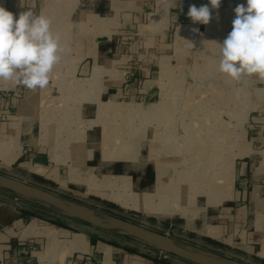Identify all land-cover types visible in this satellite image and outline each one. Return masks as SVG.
I'll return each instance as SVG.
<instances>
[{
	"label": "rangeland",
	"instance_id": "obj_1",
	"mask_svg": "<svg viewBox=\"0 0 264 264\" xmlns=\"http://www.w3.org/2000/svg\"><path fill=\"white\" fill-rule=\"evenodd\" d=\"M64 1L49 0L43 14L49 16L55 11L50 17L52 30L62 34L71 51L64 55L61 63L54 68L50 76V85L48 84L40 95L34 96L31 107L36 120V123L32 121L34 124L31 129L36 125V132L41 136L40 140L48 141V149L52 144L54 145L51 149L53 158L51 164H57L58 167L54 169L56 172L52 171V168L49 171L29 168L40 171L55 181L51 179L42 181L37 179V176L33 177L29 169L21 167L23 165L20 163L11 165L17 159L14 141L8 144L0 140V172L42 186L104 213L142 224L167 234L184 245L248 264H264L262 259L255 256L257 250L241 241L238 233H233L235 235L229 241V245H224L216 240L215 243L209 241L202 232L204 214L208 206V208H221L236 202L234 198L240 183L238 169L244 161L248 164V168L251 167L252 136L259 129L253 121V111L257 109L258 104L256 90L258 87L262 88L263 83H258L254 77H245L240 82H232L217 70L219 47L215 45L226 38L227 20L230 21L235 16L236 0H232L229 5L232 8V15L228 17L227 10H222L226 6L221 1L219 9L213 11L212 19L207 25L196 23L198 31L191 29L179 37L180 28L173 27L168 30L166 37L174 44L168 52L162 54V51L150 46L152 40L148 41L147 46L144 43L142 45L141 41L146 40L147 35L150 39H155L156 35L158 39L161 38L163 28L160 18L164 17L167 8L162 6L163 14L159 16L158 4L162 0H142L145 3L143 8L149 12V24L146 25L143 16L142 21L133 23V29L119 31L114 36L116 43L120 44L117 50L107 58L106 62H100L102 63L100 65L109 62L112 71L107 73V68L100 66L94 74H103V76L97 78L96 75L87 80L84 79L90 77L93 71L89 75L80 76L77 75L80 73H77L76 69L83 57L79 55L82 52V41L84 42L88 37H84L85 33L76 31L75 23L71 21L70 15L67 16L69 7L63 5ZM87 1L79 0L78 5L86 6ZM163 1L169 2L170 6L173 3L172 0ZM117 2L120 5L126 4L127 7L124 8L130 11V8L137 6L139 0H117ZM187 2H193L195 6L200 7L208 4L209 0H182V4ZM156 22L159 25H156ZM203 41L204 43L201 44ZM93 50L95 49L84 50L82 54L86 52L91 54ZM142 50L144 56L141 59L134 56L130 58V54L136 52L138 54ZM161 55L165 56L161 57ZM145 62H151L152 65L150 75L146 78L141 74ZM132 77L138 78L136 91L141 89L143 81L148 79L150 81L145 87L155 84L157 86L155 94L145 97L144 92L137 91L116 97L106 93L108 87H123L125 81ZM82 80L84 88H79L78 85ZM262 92L264 95V90ZM97 98L99 101H96ZM112 104L121 105L126 112L119 110L120 112L111 114L109 110ZM205 116L210 118L211 125L203 126ZM4 118L0 116L1 121H4ZM52 135L61 144L60 151H58L59 144L53 142ZM0 136L2 137L1 133ZM12 137L16 136L10 135L7 140L11 141ZM93 146L97 149L101 146V155L105 161L127 160L129 157L134 163L127 168L135 172L139 171L146 160L152 163L156 172L157 162H165L167 173L171 175L162 176L161 179H166L167 183H170L176 178V187L180 184L178 181L180 175L181 178L183 177V182L189 180V185L195 181L198 166L205 163L206 155L212 158L220 156V161L224 164L220 174L223 175L221 177L225 180V186L222 184L218 193L207 200L201 192L194 191L193 184L189 190L185 189L189 196L192 194L194 197V202L187 205V208L181 205L183 198L179 200L177 196L175 202L165 201L174 204V214L151 212L145 208V202L142 200L146 193L153 195L157 192L156 185L138 190L133 187L128 175L103 174L108 172L89 167L85 161L92 155V151L88 148ZM3 150L5 155L2 153ZM7 161L10 162L6 164ZM72 162L74 163L70 166ZM59 170L61 174L58 173ZM113 192L122 195L121 201L110 199ZM166 192L160 197L154 195L150 202L158 204L161 199L167 200L166 196L172 191ZM0 198L8 204L17 206L19 210L30 212L33 218L73 231H86L102 241L126 249L130 248L134 253L151 260L156 261L158 258L167 262H159L161 264H192L131 237L97 229L84 222L58 215L21 197L0 191ZM1 215L5 218L8 211H3ZM219 230L220 233L221 228Z\"/></svg>",
	"mask_w": 264,
	"mask_h": 264
},
{
	"label": "crops",
	"instance_id": "obj_2",
	"mask_svg": "<svg viewBox=\"0 0 264 264\" xmlns=\"http://www.w3.org/2000/svg\"><path fill=\"white\" fill-rule=\"evenodd\" d=\"M57 1V0H56ZM173 3L170 6L169 2H159L158 15L160 16L163 10L162 6H166L164 17L160 18L161 38L156 40L148 37L146 40L142 39V45L152 40L151 47L157 48L162 53L168 52V49L174 44L171 39L166 35L168 30L175 27L180 28L178 36L186 34V32L195 30L196 23H193L187 16V12L191 5H195L193 2L183 3L179 9V2L172 0ZM225 3L227 10V16L232 15V8L229 7L232 0H221ZM49 0H0V6H3L6 10L12 12L14 17H18V14L22 11L31 10L36 14L43 13L46 10ZM79 0H65L63 5L69 7L67 16L70 15L71 21L74 22L76 31L88 34L87 40L82 41V52L84 50L89 51L95 49L90 54H79L80 61L77 64V75L86 76L93 71L90 77L85 78L87 80L97 75V78H101L103 74H94L100 66L107 68L108 72L112 71L111 64L108 62L106 65H100V62H106L110 55H113L120 44L116 43L114 36L124 29H133L134 22L138 23L142 21L143 16L149 24V12L143 8L142 0L136 3L137 6L130 8V11L126 10V4L117 2V0H88L86 6L78 5ZM222 3V5H224ZM49 4V3H48ZM235 4H246V0H236ZM65 6V5H64ZM210 6V5H209ZM61 7V6H60ZM229 7V8H228ZM51 9V8H50ZM128 11V12H127ZM214 10H212L213 13ZM55 13V11L53 12ZM53 13H50L49 17ZM124 17V18H123ZM124 19V20H123ZM156 19V18H155ZM232 18L227 20L226 36L232 30ZM122 21L123 24H122ZM151 24V23H150ZM159 25L158 22L155 23ZM129 27V28H128ZM88 30V32H86ZM155 40V41H154ZM221 40L220 43L223 42ZM202 41V40H201ZM127 42L128 41H124ZM124 42H122L124 44ZM175 42V41H174ZM204 41L201 43L203 44ZM208 45V44H205ZM125 46V44H124ZM219 47V45H215ZM126 47V46H125ZM211 47V45L209 46ZM207 48V47H205ZM126 49V48H125ZM154 49L152 50V52ZM142 52L130 54L131 56L141 59L144 56ZM127 55V54H125ZM165 56V55H161ZM129 59V58H128ZM95 64H97L95 66ZM95 66V67H94ZM151 62H145L141 74L146 78L151 72ZM94 69V70H93ZM97 69V70H96ZM132 74V73H130ZM134 74V73H133ZM140 74V73H137ZM150 81L145 79L143 81L141 89L146 96H152L155 94L157 86L151 84L146 86V83ZM85 82V81H84ZM123 87L120 88H107L106 93L110 96L119 97L121 95H127L135 93L136 83L138 78L132 77ZM154 82V81H152ZM260 83V82H258ZM50 85V82H49ZM83 80L78 85L79 88H84ZM134 85V86H133ZM144 86V87H143ZM144 88V89H143ZM263 87L257 88V109L253 111V121L258 126V131L253 133L252 136V163L251 167H247V163L244 161L239 166V180L240 183L237 186L235 201L233 204L225 205L221 208H208L204 214L203 228L206 225L212 227V234L206 237L219 241L224 245H229V241L234 238L233 233H238V237L241 241L250 244L251 247L256 249L255 256L264 261V254L262 250L264 248V95ZM43 89L29 90L23 86L12 85L10 83H0V116H3V120L0 119V140L4 142L14 141V146L17 151V158L11 165L20 163L28 168L32 173V176H39L44 179L54 180L53 178L40 173V171L30 170L29 167L37 168L43 171H52L58 167L57 164L52 165L53 162L51 149L54 146L53 142L59 144V141L52 135L51 148L48 149V141H41L36 132V125L34 129L31 126L36 123L35 115L32 111V102L34 96L40 95ZM95 101V100H94ZM96 101H99L98 98ZM103 102V101H101ZM110 102V101H109ZM160 108V106H159ZM32 121H35L34 123ZM91 128V127H90ZM51 134V131L49 132ZM53 134V132H52ZM10 135H15L13 139L7 140ZM54 136V137H53ZM15 138H18L17 140ZM14 146H12L14 151ZM86 146V142H85ZM11 147V145H10ZM61 144H59V150ZM92 151L90 158L86 159V163L89 167L94 169L100 168L112 175H128L131 179V184L135 189L142 190L148 189L156 182L157 172L154 170V181L150 187L140 188L139 184L143 179L146 168L151 165L150 161L144 162L138 171L141 175L134 177L127 167L134 163L129 157L127 160H110L105 161L101 155V146L88 148ZM83 150V149H82ZM2 153L5 155V151ZM99 154V155H98ZM7 155V153H6ZM10 156V154L8 155ZM14 158V159H15ZM74 162L70 164L73 165ZM54 166V167H51ZM69 166V167H70ZM121 167L124 173L115 174L111 172V168ZM153 167V166H152ZM69 168V172H70ZM250 171V173H249ZM56 172V171H55ZM137 172V171H136ZM61 174V171L58 172ZM55 181V180H54ZM31 182V181H30ZM131 185V189H132ZM251 188V191H250ZM133 190V189H132ZM134 191V190H133ZM136 192V191H135ZM3 211H8V215L3 218L1 215ZM218 222V224H216ZM221 232L219 233V229ZM214 234V235H213ZM29 245H33L34 249L29 251ZM214 245V244H213ZM0 264H161L157 261L151 260L138 253L129 251L126 248L115 246L112 243L102 241L94 236H91L88 232L73 231L68 228L60 227L48 222L42 221L38 218H33L30 215L23 214L17 206L8 204L3 198H0Z\"/></svg>",
	"mask_w": 264,
	"mask_h": 264
},
{
	"label": "clouds",
	"instance_id": "obj_3",
	"mask_svg": "<svg viewBox=\"0 0 264 264\" xmlns=\"http://www.w3.org/2000/svg\"><path fill=\"white\" fill-rule=\"evenodd\" d=\"M181 4L179 0L182 11ZM220 4L221 0H209L200 7L191 5L187 16L193 23L207 25L212 10H218ZM234 13L232 30L218 43L217 70L232 82L254 77L264 83V0H246ZM70 51L62 34L52 30L49 16L28 10L14 17L0 6V83L44 89L54 68Z\"/></svg>",
	"mask_w": 264,
	"mask_h": 264
},
{
	"label": "water",
	"instance_id": "obj_4",
	"mask_svg": "<svg viewBox=\"0 0 264 264\" xmlns=\"http://www.w3.org/2000/svg\"><path fill=\"white\" fill-rule=\"evenodd\" d=\"M0 190L50 211L94 228L131 237L165 254L174 255L192 264H248L216 253L179 243L167 234L125 218L104 213L63 197L47 188L0 172Z\"/></svg>",
	"mask_w": 264,
	"mask_h": 264
},
{
	"label": "bare ground",
	"instance_id": "obj_5",
	"mask_svg": "<svg viewBox=\"0 0 264 264\" xmlns=\"http://www.w3.org/2000/svg\"><path fill=\"white\" fill-rule=\"evenodd\" d=\"M119 110L121 112H126L121 105H117V104H112L109 112L111 114H115ZM203 120H204V122L202 123L203 126H207V125H211L212 124V122L210 121L209 117H206ZM197 123H196V125H200V124H197ZM217 125L219 126L221 124H217ZM219 147L221 148L220 145H219ZM112 156H115V155H112ZM205 158H206V160H204L205 163H203V165L200 164L198 166L199 169H198V172H197V174H196V176L194 178L195 181L191 185L194 184V186H195V190L194 191L201 192L204 196H206V199L208 200L211 196H213V194L218 193V191L220 190L222 184L224 185V181L225 180H223V177H221L222 174H220L221 167H222V164H223V162L220 161L221 160L220 156L217 157V158H212V157L206 155ZM9 162L10 161H7L6 164H8ZM179 172H180V170H179ZM168 175L170 176L171 174L167 173L166 163L165 162H163V163L162 162H157V177H156V183H155V185H156L155 188H156L157 192L155 194H153V195L146 193V195H144L145 197H143V200H142L143 202H145V208L148 209L151 212H155V213H159V214H170V215L174 214L175 213L174 210H173L174 204H171V203L175 202V199H176L177 196H178L179 200H181L183 198L181 200L183 202V204H181L182 206L186 207L187 205L192 204L194 202V197L192 196V194H190V196H189L188 191H187L191 187V185L188 184L189 180L188 181L186 180V181L183 182V177L181 178V175H180L179 176V180H178L180 184H178L177 187H176L175 186L176 178H173L170 181V183H167L166 179H163V178L161 179L162 176H167L168 177ZM157 179H158V181H157ZM107 181H108V179H107ZM167 185H168V187H167ZM226 186H227V183H226ZM186 188H187V190H185ZM166 191H172L171 193H169L166 196L167 200H164V199L162 200L161 199V200H159L158 204H156V203L154 204L153 202L152 203L150 202L151 200H153L154 195L160 197L161 195H164ZM166 193H168V192H166ZM121 198H122V195H120L119 192H113L110 195V199H112V200H114L116 202L117 201H121ZM219 199H221V198L219 197ZM165 201H167V202L168 201H172V202L171 203H166ZM202 232L207 234V235H210V234L213 233L212 232V227L210 225H206L202 229ZM261 254L262 255L264 254V249L262 250Z\"/></svg>",
	"mask_w": 264,
	"mask_h": 264
},
{
	"label": "trees",
	"instance_id": "obj_6",
	"mask_svg": "<svg viewBox=\"0 0 264 264\" xmlns=\"http://www.w3.org/2000/svg\"><path fill=\"white\" fill-rule=\"evenodd\" d=\"M112 173H115V174H121V173H124V170L121 168V167H117V168H111L110 169ZM131 175H133L134 177H137L138 175H141L140 173L138 172H130ZM37 179L39 180H42V181H49L48 179H44V178H41L39 176H37ZM154 181V170H153V167L151 165H149L146 170H145V173H144V176H143V179L141 180V183L139 184L140 188H145V187H150L151 184L153 183ZM1 191V190H0ZM6 193V192H4ZM10 195V194H9ZM21 212L23 214H26V215H31L30 212L28 211H25V210H22L21 209ZM56 223V222H55ZM59 224V223H58ZM62 225V224H60ZM209 241L215 243L214 240L210 239L209 238ZM129 251H134V250H131L130 248H128ZM157 259V260H156ZM155 260L158 261V262H161V263H167L166 261L162 260V259H158L156 258Z\"/></svg>",
	"mask_w": 264,
	"mask_h": 264
},
{
	"label": "built area",
	"instance_id": "obj_7",
	"mask_svg": "<svg viewBox=\"0 0 264 264\" xmlns=\"http://www.w3.org/2000/svg\"><path fill=\"white\" fill-rule=\"evenodd\" d=\"M34 249L33 245H29V251H32Z\"/></svg>",
	"mask_w": 264,
	"mask_h": 264
}]
</instances>
